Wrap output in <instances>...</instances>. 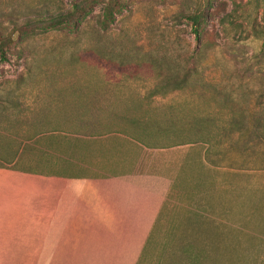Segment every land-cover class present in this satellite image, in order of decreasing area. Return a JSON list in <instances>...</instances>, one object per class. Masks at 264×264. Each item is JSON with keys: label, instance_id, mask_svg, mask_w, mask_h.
I'll return each instance as SVG.
<instances>
[{"label": "rangeland", "instance_id": "1", "mask_svg": "<svg viewBox=\"0 0 264 264\" xmlns=\"http://www.w3.org/2000/svg\"><path fill=\"white\" fill-rule=\"evenodd\" d=\"M69 6L68 0H0V162L92 176L124 170V165H99L98 159L123 153L130 160L134 148L125 137L146 148H168L177 127L192 117L204 121L212 138L217 129L225 131L228 162L229 154L242 153L244 162L255 163L260 175L252 198L261 224V8L253 0H127L106 28L99 22L102 5L96 4L78 28L23 30L26 18ZM200 10L210 15L197 40L184 16ZM15 26L22 30L13 32ZM165 76L185 86L162 95L170 88L163 85ZM132 120L139 123L133 126ZM169 205L163 230L179 228Z\"/></svg>", "mask_w": 264, "mask_h": 264}, {"label": "crops", "instance_id": "2", "mask_svg": "<svg viewBox=\"0 0 264 264\" xmlns=\"http://www.w3.org/2000/svg\"><path fill=\"white\" fill-rule=\"evenodd\" d=\"M195 120L177 127L168 148L125 137L130 160L97 158L124 170L92 176L0 162V264H264L255 163L242 153L228 162L225 131L212 138ZM169 202L179 228L163 230Z\"/></svg>", "mask_w": 264, "mask_h": 264}, {"label": "trees", "instance_id": "3", "mask_svg": "<svg viewBox=\"0 0 264 264\" xmlns=\"http://www.w3.org/2000/svg\"><path fill=\"white\" fill-rule=\"evenodd\" d=\"M253 1L262 10L261 21L264 26V0ZM68 3L70 6L62 9L59 12L50 13L49 11H47V13L45 14L37 13L33 17L26 18L22 25L24 28L23 30L31 28H58L68 25L74 28H78L90 13L91 8L96 4L102 5V16L99 22L103 28H106L114 21L115 16L126 8L127 0H68ZM209 15L210 13H206L205 10H200L198 12H194L192 14L184 16V18H186L191 23L193 32L197 40L200 39V30H202L201 24ZM17 28L18 27L15 26L13 28V32L18 29L22 30L21 28ZM1 58L3 60L5 59L3 52H1ZM164 64L166 66L165 68L169 69V60L167 58L164 59ZM162 80L164 86L170 87L169 89H164L163 92L161 91L160 93H162V95L174 92L179 88L185 86L177 81V77L175 76H165L162 77ZM155 94H157V92H155ZM138 123V120L131 121V124L133 126H136V124ZM166 130L167 129H164V127H162L161 133L165 132Z\"/></svg>", "mask_w": 264, "mask_h": 264}]
</instances>
